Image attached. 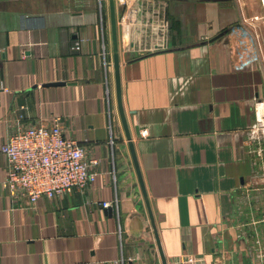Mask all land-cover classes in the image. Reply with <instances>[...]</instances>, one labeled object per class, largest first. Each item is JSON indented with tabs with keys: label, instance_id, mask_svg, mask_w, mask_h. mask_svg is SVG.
Returning <instances> with one entry per match:
<instances>
[{
	"label": "crops",
	"instance_id": "0c3cea01",
	"mask_svg": "<svg viewBox=\"0 0 264 264\" xmlns=\"http://www.w3.org/2000/svg\"><path fill=\"white\" fill-rule=\"evenodd\" d=\"M247 1H116L123 104L168 264H264V145L248 142L264 46ZM112 63L109 0H0V146L60 116L99 158L87 188L30 206L2 186L0 152V264H162Z\"/></svg>",
	"mask_w": 264,
	"mask_h": 264
},
{
	"label": "built area",
	"instance_id": "2783aa9c",
	"mask_svg": "<svg viewBox=\"0 0 264 264\" xmlns=\"http://www.w3.org/2000/svg\"><path fill=\"white\" fill-rule=\"evenodd\" d=\"M126 4L127 0H116ZM128 22L129 17L125 16ZM250 34L251 32L242 28ZM257 41V40H256ZM84 38L76 40L73 50H80ZM258 53L253 52V60L264 61V52L259 45ZM1 88L7 90L2 84ZM257 118L250 131L249 144L264 142V99L256 102ZM147 134V131H144ZM255 151L262 155V147ZM0 152L6 157L8 169L2 182L12 200L27 199L30 206L43 196L62 197L75 190H84L94 182L99 172L96 166L99 158L90 156L86 146L77 139L68 136L62 125V118L56 116L49 126H19L0 146ZM110 202H104L108 207ZM255 245L260 246L256 239ZM258 260L264 253L259 247ZM83 264V263H80ZM110 264H127L124 259H115ZM173 264H206L203 258L193 254H181L174 258Z\"/></svg>",
	"mask_w": 264,
	"mask_h": 264
},
{
	"label": "water",
	"instance_id": "95a60500",
	"mask_svg": "<svg viewBox=\"0 0 264 264\" xmlns=\"http://www.w3.org/2000/svg\"><path fill=\"white\" fill-rule=\"evenodd\" d=\"M109 8H110V23H111V34H112V50H113V69H114V79H115V89H116V97H117V104H118V109H119V114L120 118L125 130V135L128 140V144L130 147V152L134 161V165L136 168V172L139 178V182L141 185L142 193L144 195V198L146 200V204L148 207L149 215L154 227V232L156 236V242L158 245L160 257L162 260V264H168L166 256L164 254L160 238L158 235L156 223H155V218L154 214L150 205V201L148 198L146 186L144 183V179L142 176V172L140 169V165L138 162V157L136 154V149L135 145L132 139V135L130 132V128L128 125L125 109H124V104H123V96H122V79H121V59H120V51H119V42H118V28H117V14H116V0H109Z\"/></svg>",
	"mask_w": 264,
	"mask_h": 264
},
{
	"label": "rangeland",
	"instance_id": "374dc122",
	"mask_svg": "<svg viewBox=\"0 0 264 264\" xmlns=\"http://www.w3.org/2000/svg\"><path fill=\"white\" fill-rule=\"evenodd\" d=\"M262 1L264 4V0H262ZM248 6H251V7L253 6L254 8L252 7V8H250V10L255 11L256 15H258L260 18L252 21L250 23L252 25H248V24H246V25L249 27L250 26L254 27L258 33L260 32L262 34L260 39L262 40V44L264 46V9H263L262 2H261V0H248L247 1V7ZM253 24H255V25H253ZM251 30H253V29H251ZM262 62H264V61H262ZM262 143L264 145V142H262Z\"/></svg>",
	"mask_w": 264,
	"mask_h": 264
}]
</instances>
